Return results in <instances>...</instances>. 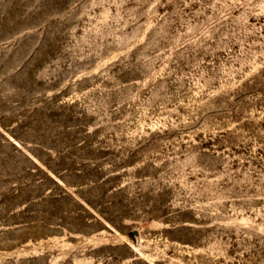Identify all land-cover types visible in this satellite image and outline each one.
<instances>
[{
  "label": "rangeland",
  "instance_id": "374dc122",
  "mask_svg": "<svg viewBox=\"0 0 264 264\" xmlns=\"http://www.w3.org/2000/svg\"><path fill=\"white\" fill-rule=\"evenodd\" d=\"M0 264H264V0H0Z\"/></svg>",
  "mask_w": 264,
  "mask_h": 264
}]
</instances>
